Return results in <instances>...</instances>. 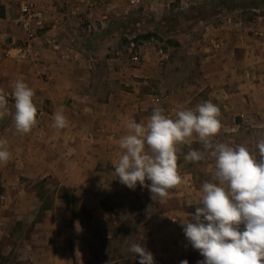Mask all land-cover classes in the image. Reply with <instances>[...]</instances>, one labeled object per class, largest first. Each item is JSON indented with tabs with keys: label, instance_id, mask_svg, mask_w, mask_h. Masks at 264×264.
<instances>
[{
	"label": "rangeland",
	"instance_id": "1",
	"mask_svg": "<svg viewBox=\"0 0 264 264\" xmlns=\"http://www.w3.org/2000/svg\"><path fill=\"white\" fill-rule=\"evenodd\" d=\"M18 1L0 0V84L4 77L14 80L19 78V72L29 70L27 62L4 56L5 51L21 41L16 21ZM71 3L72 9L64 1L50 2L55 12L49 14H62L58 16L59 32L55 35L80 43L84 47L81 52L96 64L95 74L97 67L107 72L111 66L123 69V72L139 67L143 61L159 57L160 49L166 54V59L179 58L187 66L190 64L184 79L178 83L193 81L189 73L191 62L198 53L195 49L203 45L209 49H201L202 52L224 54L227 58L231 51L233 57L247 63L253 59L254 67L247 65L244 75L247 81L262 83V94L252 101L251 112L233 116L231 120L238 121L240 127L224 129L215 136L214 142L252 148L264 139V0H97V6L93 8L75 0ZM51 28L47 26L42 32ZM238 28L244 33L239 40L241 45L233 43L231 37L235 35L223 33L237 31ZM210 31L211 34L207 33ZM222 36L226 37L222 39ZM131 42L134 43L133 50L141 51L142 59L138 65L129 60ZM33 86L39 88V80H35ZM156 90L157 93L162 92ZM9 96L8 106H14V99ZM2 124L0 119V127ZM90 131V128L85 129L87 133ZM93 136L87 134L77 148L89 150L92 142L88 138ZM190 147L203 152L205 158L196 162L186 161L184 156ZM179 155L182 158L179 165L194 169L196 177L192 184L195 190L181 200L170 201L168 208L137 186L130 189L119 178L111 182L107 178L102 186L97 183V167L92 169L93 173L85 182L74 187L63 185L58 177L52 175L4 177L11 185L4 187L0 177V264H31L33 258L29 245L39 248L43 239L47 247L53 246L57 236L63 241L66 238L67 244L79 251L65 256V264H140L139 254L129 249L134 243L145 246L154 217L170 208L181 215L184 211L195 213L196 207L202 205H195L192 198L200 196L203 182L211 181L214 159L199 141L182 146ZM86 159L89 160L87 156ZM81 162L78 161L79 164ZM56 163L60 168L64 162ZM97 185L100 188L98 192ZM97 197L102 208L99 215ZM147 197L150 198L148 201ZM67 209L69 214L65 213ZM150 213L152 215H148ZM59 217L63 218L61 224L56 220ZM37 259L42 261L43 258ZM161 261L154 258V264H162Z\"/></svg>",
	"mask_w": 264,
	"mask_h": 264
},
{
	"label": "crops",
	"instance_id": "2",
	"mask_svg": "<svg viewBox=\"0 0 264 264\" xmlns=\"http://www.w3.org/2000/svg\"><path fill=\"white\" fill-rule=\"evenodd\" d=\"M34 1L46 8L51 7L50 2L53 0ZM61 15L53 13L54 28L39 33L43 49L41 62L35 64L17 59L19 62H27L29 70L19 72V78L14 80L4 77L0 84L2 89L11 95L15 81L23 79L34 89V102L38 108V123L27 134L21 135L14 128L13 105L8 106V114L1 119L3 124L0 127V138L9 141V150L12 153L7 164H0V177L3 178L4 187L11 186L4 177L33 178L47 175L58 177L65 186H79L91 176L95 167L97 183L100 182L104 186L103 181H107V178L108 182L119 178L116 176L115 164L122 154L119 140L127 132L128 121L147 122L156 106L162 107L166 115L174 117L178 110L194 109L198 104L211 100L221 110L220 132L229 128L234 130L240 127V123L232 121L233 116L251 112L252 101L262 94L260 88L262 83L247 81L244 75L247 65L254 67L253 59L247 63L233 57L231 51L227 58L224 54L202 52L209 49L205 45L195 49L198 53L191 62L189 72L193 81L178 83L184 79L190 64L187 66L179 58L166 59L163 50L155 60L143 61L139 67L124 72L123 69H114L112 66L108 68V72L97 67L95 74L96 64L92 58L89 60L87 55L81 52L84 47L80 43L69 42L66 36L60 34L55 35L59 32L57 22L58 16ZM19 31L22 38L23 32L20 27ZM223 33L235 35L231 37L233 43L241 45L239 40L244 37V33L240 28L237 31ZM225 37L222 36V39ZM40 73L46 76L43 77ZM35 80H39V88L33 86ZM156 89L162 92L157 93ZM61 107L64 109L68 125L64 129H56L53 127V117ZM86 128H90L91 131L85 132ZM87 134L89 137L94 134L93 138H88L92 145L89 150L82 151L77 146L84 142L83 138ZM195 141L198 140L194 137L192 142ZM181 159L179 155L178 162ZM78 161L82 162L79 164ZM56 162L65 164L62 163L59 168ZM178 166L183 181L178 187L169 190L166 199L157 198L159 202L166 204V206L163 204V207L168 208L170 201L181 200L184 195L195 190L192 184L196 177L194 169L179 164ZM150 183L146 179L145 184ZM136 186L151 197L148 187L141 186L139 182ZM98 189L100 188L97 185V192ZM198 198L193 196V203H196ZM148 199L150 198L147 197V201ZM99 210L102 211V208L97 197V215ZM173 210L164 209L154 217L155 221L150 223L151 230L145 238L144 247L154 258L162 259V264H181V261L187 258L188 264H198L204 257L199 250L192 247L183 231V222L192 221L195 213L184 211L185 213L181 215ZM68 212L67 209L65 213L69 214ZM56 220L61 224L63 218L59 217ZM40 241L43 245L39 248L29 245L33 258L31 264H65V256L79 252L76 247L67 244L69 242L66 238L63 241L59 236L53 246L47 247L46 241L43 239ZM40 257L43 258L42 261L37 259Z\"/></svg>",
	"mask_w": 264,
	"mask_h": 264
},
{
	"label": "clouds",
	"instance_id": "3",
	"mask_svg": "<svg viewBox=\"0 0 264 264\" xmlns=\"http://www.w3.org/2000/svg\"><path fill=\"white\" fill-rule=\"evenodd\" d=\"M7 96L0 89V119L8 114ZM11 96L14 128L27 134L38 123L35 91L17 79ZM220 115L219 106L208 100L194 109L178 110L174 117L156 106L147 122L128 121L127 132L119 140L122 154L115 164L116 176L130 189L139 182L149 188L153 200H164L183 181L179 154L195 137L214 159L211 181L203 182L195 204L202 206L196 207L192 221L183 222L186 238L204 257L198 264H264V139L252 148L214 142L222 128ZM53 120L54 128L67 127L63 107ZM11 157L9 141L0 138V164ZM204 158L203 152L191 147L184 156L189 162ZM146 179L151 183L145 184ZM129 250L139 254L140 264H154L153 254L141 244L134 243Z\"/></svg>",
	"mask_w": 264,
	"mask_h": 264
},
{
	"label": "built area",
	"instance_id": "4",
	"mask_svg": "<svg viewBox=\"0 0 264 264\" xmlns=\"http://www.w3.org/2000/svg\"><path fill=\"white\" fill-rule=\"evenodd\" d=\"M68 7L72 9V0H63ZM77 3H84L86 7L93 8L97 6V0H75ZM131 2H139L140 0H130ZM51 12L34 0H19L17 3V23L23 32L20 43L12 46L5 51L4 56L18 60H28L35 64L41 62L42 47L40 42V31L47 26L54 28L55 21L52 19V13L55 7L51 6ZM134 43H130L129 60L133 65L141 62L142 56L140 50H133ZM162 54V49L158 51ZM8 94V93H7ZM9 94L7 96L9 102ZM158 100V98H156Z\"/></svg>",
	"mask_w": 264,
	"mask_h": 264
},
{
	"label": "trees",
	"instance_id": "5",
	"mask_svg": "<svg viewBox=\"0 0 264 264\" xmlns=\"http://www.w3.org/2000/svg\"><path fill=\"white\" fill-rule=\"evenodd\" d=\"M42 208H44V207H42ZM44 209H47V208H44Z\"/></svg>",
	"mask_w": 264,
	"mask_h": 264
}]
</instances>
